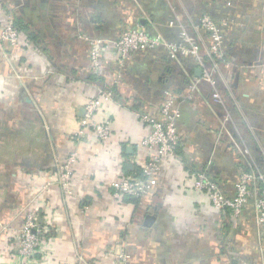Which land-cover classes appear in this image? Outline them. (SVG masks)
<instances>
[{
    "label": "crops",
    "instance_id": "0c3cea01",
    "mask_svg": "<svg viewBox=\"0 0 264 264\" xmlns=\"http://www.w3.org/2000/svg\"><path fill=\"white\" fill-rule=\"evenodd\" d=\"M202 14L228 22L229 66L214 85L191 58L173 60L162 46L134 53L122 69L89 66L85 37L114 40L138 25L175 43L179 23ZM9 19L20 44L0 49V264H23L16 236L32 207L47 228L37 264H264V225L251 205L233 218L191 187L195 172L226 195L240 170L264 176V0H0V30ZM110 87L96 115L111 120L110 137L79 135L85 103ZM167 91L181 112L175 156L138 200H116L111 183L136 176L150 154L139 115L160 118ZM70 152L77 161L65 189L55 171Z\"/></svg>",
    "mask_w": 264,
    "mask_h": 264
},
{
    "label": "built area",
    "instance_id": "2783aa9c",
    "mask_svg": "<svg viewBox=\"0 0 264 264\" xmlns=\"http://www.w3.org/2000/svg\"><path fill=\"white\" fill-rule=\"evenodd\" d=\"M227 23L226 20L217 21L208 14H202L189 26L179 23V41L175 43L165 40L157 32L150 34L138 25L123 29L120 36L114 40L85 37L89 46V66L96 74L101 73L105 63L117 65L122 69L134 53L162 46L173 60L180 57L191 58L201 70L200 78L214 85V76L219 72V67L229 66L221 33V26ZM202 33L206 36L205 40ZM4 44L12 47L20 44L19 30L11 19L7 20L0 30V49H3ZM211 95L216 104L223 105L224 101L216 88L213 87ZM112 97L110 90H103L85 103L84 115L77 132L79 135L83 129H87L93 132L99 141H106L110 137L111 120H99L96 115L102 102ZM187 97L190 98V95ZM158 113L160 118L154 115H139L146 125V132L140 143L150 154L142 165V176H126L111 183V195L116 200L128 196L141 197L150 191L155 182L154 175L159 172L161 163L175 156L179 144L177 121L181 115L176 96L169 91L165 92ZM76 161L77 154L70 152L56 165V182L65 189L73 176ZM255 186L258 187L257 190ZM191 187L194 191L205 192L215 210L221 214L229 213L233 218L240 216L244 206L250 204L256 225H264V176L261 173L240 170L231 195L224 194L219 185L203 172H195L192 175ZM39 218L43 220L44 216L40 214L38 207L29 208L25 211L22 226L17 232V253L23 264H37L44 259V234L47 228L42 227ZM119 257L123 255L120 254ZM237 264L251 262L241 258Z\"/></svg>",
    "mask_w": 264,
    "mask_h": 264
},
{
    "label": "trees",
    "instance_id": "16d2710c",
    "mask_svg": "<svg viewBox=\"0 0 264 264\" xmlns=\"http://www.w3.org/2000/svg\"><path fill=\"white\" fill-rule=\"evenodd\" d=\"M108 89H109V88H108ZM109 90L112 92V94H113V93L115 94V90H114L113 88L110 87ZM245 170H246V169H245ZM136 172H137V173H136V176H142L140 170H137V169H136ZM128 197H129V196H128ZM130 198H131V199H134V200H138V199H139V197H136V198H135V197H130Z\"/></svg>",
    "mask_w": 264,
    "mask_h": 264
},
{
    "label": "water",
    "instance_id": "95a60500",
    "mask_svg": "<svg viewBox=\"0 0 264 264\" xmlns=\"http://www.w3.org/2000/svg\"><path fill=\"white\" fill-rule=\"evenodd\" d=\"M197 71V74L199 75L200 74V72H201V70L200 69H198V70H196ZM150 218L148 217L147 218V220H149Z\"/></svg>",
    "mask_w": 264,
    "mask_h": 264
}]
</instances>
